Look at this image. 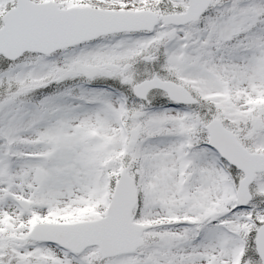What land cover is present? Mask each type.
I'll list each match as a JSON object with an SVG mask.
<instances>
[{
	"label": "snow or ice",
	"instance_id": "6c2138e0",
	"mask_svg": "<svg viewBox=\"0 0 264 264\" xmlns=\"http://www.w3.org/2000/svg\"><path fill=\"white\" fill-rule=\"evenodd\" d=\"M0 264H264V0H0Z\"/></svg>",
	"mask_w": 264,
	"mask_h": 264
}]
</instances>
